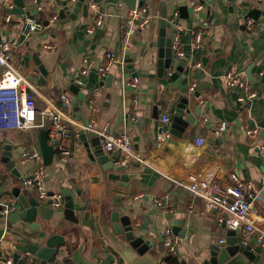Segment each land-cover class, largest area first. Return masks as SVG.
Wrapping results in <instances>:
<instances>
[{"label": "crops", "instance_id": "crops-1", "mask_svg": "<svg viewBox=\"0 0 264 264\" xmlns=\"http://www.w3.org/2000/svg\"><path fill=\"white\" fill-rule=\"evenodd\" d=\"M76 1L24 0L25 14L20 17L11 11L17 6L15 0H0V43L7 40L17 45L19 68L37 89L38 119L41 120L44 111L62 112L68 127L66 143L71 150L68 155L59 151L60 141L52 137L50 123L27 131L0 132V201H15L17 212L24 211L13 194L15 186L39 199L37 192L24 182L39 161L23 162L22 155L26 150L40 152V133L48 130V141L58 140V144L52 164L45 165L41 156L46 167L45 186L54 192L68 189L75 205L81 206L75 210L78 222L66 219L62 207L54 208L51 220L39 214L36 222L41 228L21 218L16 222L5 221L0 215V229H4L0 256L14 257L19 252V263L40 264L35 255L20 251L19 246L59 233L64 235L65 242L50 263L100 264L113 254L118 261L112 264H127L117 244L124 237L113 231L110 222V213L119 202L137 232L151 240L152 253L162 258L161 264L167 263V256L172 255L163 246L166 226H171L179 237L175 256L180 261L205 264L211 256V247L229 236V227L223 226L225 211L218 207L205 210L200 196L176 183L187 179L193 169L200 177H212L218 183L229 182L230 174L236 173L251 184L257 227L248 236V242H255L251 250L253 260L241 256L238 261L264 264V248L257 250L261 246L258 237L264 232L261 154L264 136L259 125L264 118V0L261 4L255 0H195L202 4L201 9H195L192 0H145L149 22L128 39L123 37L122 28L129 7L121 0H85L77 19L69 15L60 17V11L73 10ZM253 9L259 12L254 13ZM7 15L10 20L6 19ZM99 16L102 24L90 32ZM27 17L40 23L41 28L25 33ZM167 23H171V31L178 29L176 38L185 55L175 57L161 76L160 30ZM52 42L56 47H47ZM108 53H113L115 60L108 72L100 76L97 69ZM35 55L49 71L45 84L38 82L41 73ZM179 62L184 71L179 73V78L172 79L171 73ZM229 72L247 76L259 97L240 101L238 90L226 82ZM108 76L111 81H104L103 77ZM134 77L138 79L136 88L129 85ZM73 82L81 85L77 93L70 90ZM65 93L77 97V105L71 100L70 113L63 107ZM183 96L189 97L188 107L192 111L197 105L201 107V115L197 117L199 123L190 126L180 137L172 132L171 121L163 122L162 116L171 117ZM223 122L226 126L220 129ZM257 126L261 128L259 137L246 133ZM82 130L95 132L101 138L104 133L130 134L136 157L123 171L134 174L128 186L109 179L101 163L89 157L80 139ZM200 137L205 138L204 143H199ZM6 144L12 145L23 179L11 173L1 161ZM239 237L243 241L242 230ZM153 245L158 247L154 249Z\"/></svg>", "mask_w": 264, "mask_h": 264}, {"label": "built area", "instance_id": "built-area-1", "mask_svg": "<svg viewBox=\"0 0 264 264\" xmlns=\"http://www.w3.org/2000/svg\"><path fill=\"white\" fill-rule=\"evenodd\" d=\"M257 4H261L263 0H255ZM195 9H201V3L192 0ZM10 20V15L6 16ZM150 16L147 14L145 5H136L129 8L125 17V23L122 28L123 37L126 39L133 36L140 27L145 26L149 22ZM27 22L30 24V31H36L41 28V24L37 23L33 18L27 17ZM252 23V19H248V24ZM102 24V18L99 16L94 25L90 27V32L94 31ZM206 25V22L204 23ZM201 39V33L197 34V41ZM49 48H55L56 43L47 44ZM17 45L10 41H2L0 43V132L6 130L27 131L37 127H44L47 123L51 125L52 137L60 141L59 151L68 155L71 153L70 148L66 143L68 135V127L63 121L61 111H44L41 120L38 119V109L36 105L37 89L19 68L18 55L16 52ZM173 50L176 57L180 58L185 55L181 49V43L175 37L173 41ZM115 56L113 53L107 54V59L102 63L97 71L100 76H104L113 61ZM86 72L85 70L83 71ZM226 82L230 87L238 90V99L242 102L252 101L259 97L260 93L253 87L250 79L241 73L229 72L226 75ZM129 85L136 88L138 79L134 77L129 81ZM194 90V85L190 88ZM62 103L65 111L71 112V96L69 94L62 95ZM162 121L168 123L170 115L163 114ZM92 125H89L91 127ZM226 123L223 122L220 129H224ZM261 128L247 129L246 133L252 137H259ZM199 143H204L205 138L200 137ZM102 148L105 153H120L121 163H129L135 155L133 140L128 132H123L119 135L105 134L101 138ZM261 154L264 164V144L261 146ZM37 160L39 161L36 170L24 179L25 185L31 187L37 192L39 199L43 202H48L52 199L51 205L54 208H61L64 204V195L60 191H55L51 196L48 195L49 190L45 186L46 167L41 162V154L37 149L26 150L22 155V161ZM193 170V169H192ZM190 170L187 179L176 180V183L200 196L203 199L205 210H210L213 207H218L227 213L226 225L232 229H240L244 233L243 242H248V236L253 233L257 227L255 217L253 216L254 196L250 192L251 184L239 177L236 173L230 174V181L226 183H218L212 177H200L199 172ZM158 205H162L161 200H157ZM0 215L5 221H8L10 215L18 210V204L15 201H0ZM168 210V209H164ZM222 220V219H221ZM225 239H221L224 241ZM258 240L264 248V232L258 237ZM179 237L173 232L171 226H166L163 231V246L169 254L175 255L177 252ZM158 245H155L157 248ZM154 248V245H153ZM154 248V249H155ZM4 258V264H21L14 260L12 255ZM165 263V262H164ZM167 264V263H165Z\"/></svg>", "mask_w": 264, "mask_h": 264}, {"label": "water", "instance_id": "water-1", "mask_svg": "<svg viewBox=\"0 0 264 264\" xmlns=\"http://www.w3.org/2000/svg\"><path fill=\"white\" fill-rule=\"evenodd\" d=\"M145 0H121V2L129 7H135L138 5H143ZM17 6L12 8L11 11L17 13L20 17L25 14L24 0H15ZM85 0H77L73 10L62 9L60 11V17H65L69 15L71 19H77V16L81 13V7ZM254 13L259 12V9H253ZM86 28V26H84ZM171 23H167L165 27L160 30L159 39V74L162 76L166 69H169L172 65L173 59L176 57L175 51L173 50V41L177 36L178 29H172ZM25 33L30 31V24L25 23ZM38 69L40 71V76L38 82L45 84L47 82V75L49 71L44 64L41 63L38 55L34 56ZM183 65L181 62L177 65L175 71L171 73L172 79L179 78V73L183 72ZM33 77H31V80ZM104 81L110 82L111 77H103ZM81 88L79 83L73 82L70 86L71 92L77 93ZM198 95V94H196ZM71 96V95H70ZM73 105H77V97L74 95L71 98ZM190 102L189 97L183 96L179 103L177 104L174 112L170 117L172 132L178 136H183V133L190 127L195 126L199 123L197 117L201 115V107L199 105L195 106L193 111L188 107ZM262 128V135L264 136V118L259 124ZM48 130H42L40 133V145L39 150L43 158L45 165H50L53 163L55 156V145L58 144V140L48 141ZM80 139L83 142L84 147L89 153V157L101 163L103 168L108 172L109 179L119 181L121 185L128 186L129 179L134 174L123 173L127 167H130L128 163L118 164L120 160V153L116 152L114 155L110 156L105 153L102 148L101 137L92 131L80 132ZM12 145L6 144L4 147V154L1 161L5 164V167L13 174L23 179L19 168L15 163V158L12 154ZM13 194L18 198L21 206L25 208L24 211L14 212L10 215L9 219L12 222H16L19 218L26 219L37 223V216L40 214L46 220H51L54 217V207L51 205L52 199H49L47 204L40 202L36 195H28L27 193L21 191L19 186L13 188ZM54 191H49L48 195L51 196ZM64 195L63 204V214L66 219L74 222H78V217L75 216V210L81 209V206L75 205L73 196L68 189L62 191ZM1 195V194H0ZM119 202H116L115 207L110 213V222L113 231L124 238L117 241L119 246V253L127 264H161L162 258H156L152 253V244L149 238H146L144 233H138L135 224L132 222L131 217L124 213L119 207ZM1 209V206H0ZM40 228L41 225L37 223ZM223 226L226 227V220L223 222ZM240 229L228 228V237L221 241L217 245L211 247V256L205 262V264H239V258L241 256H246L253 260L252 248L255 245L254 241L244 243L240 241ZM4 229H0V237L3 235ZM65 242L64 235L59 233H53L47 237H43L40 242H29L25 245H20V251H27L40 260V264H54L50 263L58 251V247ZM258 251H262V247H257ZM20 258V253H14V260L17 262ZM5 259L2 258L0 264H4ZM118 261L117 257L113 254L108 255L100 264H112ZM77 264H87L83 262H78ZM97 264V263H93ZM180 264H186V261L182 259Z\"/></svg>", "mask_w": 264, "mask_h": 264}, {"label": "trees", "instance_id": "trees-1", "mask_svg": "<svg viewBox=\"0 0 264 264\" xmlns=\"http://www.w3.org/2000/svg\"><path fill=\"white\" fill-rule=\"evenodd\" d=\"M167 264H180V259L178 256L169 255L166 258Z\"/></svg>", "mask_w": 264, "mask_h": 264}]
</instances>
